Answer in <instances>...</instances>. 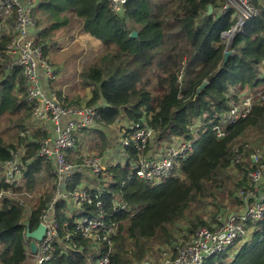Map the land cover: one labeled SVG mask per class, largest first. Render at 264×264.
I'll return each mask as SVG.
<instances>
[{
  "label": "trees",
  "instance_id": "16d2710c",
  "mask_svg": "<svg viewBox=\"0 0 264 264\" xmlns=\"http://www.w3.org/2000/svg\"><path fill=\"white\" fill-rule=\"evenodd\" d=\"M37 1L39 43L45 50L50 36L72 24L102 46L81 73L84 86L92 88L86 105L101 113V128L95 126L101 138L102 127L125 120L121 134L148 124L154 142L171 143L179 136L193 139L194 150L180 162L182 175L162 183L153 185L136 176L138 151L125 150L121 137L118 151L126 160L118 157L99 176L91 177L94 203L102 198L111 214L107 222L119 227L112 264H158L163 252L175 250L181 238H190L199 226L214 227L219 214L253 202L250 195L241 198L237 192L254 187L249 173L258 165L253 155L264 148V98H257L247 117L228 124L224 138H218L213 122L230 111L232 98L264 92L262 0H254L258 13L236 33L229 48L224 33L236 20L234 8H224L227 0H128L120 14L111 10L108 0ZM210 4L214 11L208 14ZM134 30L137 36H132ZM228 49L233 51L225 61ZM6 73L0 67V117L5 123L0 130V264H26L31 242L26 229L40 224L56 183L53 163L36 158L45 135L41 130L31 132L27 141L24 160L29 164L21 184L13 188L6 181L5 167L12 150L22 145L20 133L33 115L23 79ZM204 81L207 85L198 93ZM114 144V138L104 137L95 154L103 157ZM70 159L77 160L75 155ZM43 174L49 186L38 192ZM81 176L77 173L68 189L79 185ZM30 193L36 196L34 204L23 199ZM55 207L61 220L70 221L75 238L56 243L52 258L44 264H86L98 252L75 229L73 218L64 215V211L75 214L67 201L58 199ZM249 233L237 251L216 252L204 264H264V218Z\"/></svg>",
  "mask_w": 264,
  "mask_h": 264
},
{
  "label": "built area",
  "instance_id": "2783aa9c",
  "mask_svg": "<svg viewBox=\"0 0 264 264\" xmlns=\"http://www.w3.org/2000/svg\"><path fill=\"white\" fill-rule=\"evenodd\" d=\"M228 2L238 14L234 31L241 32L248 19L257 14L253 8L254 0ZM108 3L112 11L120 14L127 9L128 0H108ZM37 6V0H0V67L9 76L20 75L26 86L27 100L33 106L34 119L47 121L51 129L50 135L40 142L38 156L43 162L53 163L56 189L51 203L48 208L43 209L40 217L46 226L45 235L36 241L35 252L28 250V259L32 258L35 264H44L52 258L56 243L73 242L75 233L69 230L70 221L61 220L55 207L58 199H65L70 207H74L72 210H75V214L64 212V215L73 218L75 229L90 240L93 249L98 252L90 255L86 264H112L111 254L119 227L115 222H107L111 214L106 210L105 201L101 198L94 203L92 186L79 184L71 190L68 189L77 173L93 180L91 177L99 176L105 169L100 157L84 154L79 146V136L84 129L100 127L98 124L101 113L98 107L68 103L51 91L49 84L57 78V71L51 64L44 45L39 43ZM227 33L228 31L224 36ZM259 97L264 98L263 91L257 94L243 93L232 98L230 111L217 122H213V130L218 138L226 137L228 124L247 117ZM20 136L24 141L17 149L12 150L13 157L8 161L4 172L6 181L13 188L21 184L23 173L29 164L24 160L29 151L26 129L22 130ZM121 138L125 150L135 148L138 151L136 176L153 185L162 183L166 178L182 175L180 162L194 150L193 139L181 140L182 136L171 143L154 142V130L148 124L132 133L124 132ZM152 146L157 147L161 155L151 156L148 148ZM73 152L76 161L70 159ZM254 156L258 157L253 155V160ZM256 164L257 167L249 173L254 190L241 189L253 199L246 210L231 213L218 226H199L190 238H181L175 245V250L170 253L172 257L168 258L170 254L165 252L168 259L161 264H204L216 252L227 250L234 253L239 249L241 239L264 218V189L259 196L255 194L264 183L262 156ZM1 198L2 194L0 200ZM87 209L90 210L86 211ZM78 214L83 216L78 217Z\"/></svg>",
  "mask_w": 264,
  "mask_h": 264
},
{
  "label": "rangeland",
  "instance_id": "374dc122",
  "mask_svg": "<svg viewBox=\"0 0 264 264\" xmlns=\"http://www.w3.org/2000/svg\"><path fill=\"white\" fill-rule=\"evenodd\" d=\"M264 2V0H262ZM229 2L228 0L226 1L224 8L226 6V9L232 7L228 5ZM255 13H258V7L255 4L254 7ZM37 11H38V6H37ZM36 11V13H37ZM214 11V9H213ZM212 11V12H213ZM234 19H238V14L236 11H234L233 14ZM38 19V18H37ZM36 19V20H37ZM249 20V19H248ZM130 23V21H129ZM235 23V25H236ZM235 25L231 28V30L228 31V33L224 36L225 42L227 45L231 46L233 45V40L236 36L235 33ZM137 31V30H134ZM51 42H49V45L51 43V46L48 45L47 47V56L57 71V78L54 79L52 82H50L51 86V91L55 92L58 94L62 99L65 100L64 96L66 97L67 101L69 102H81L86 100L92 93V88L91 87H85L84 82L82 81V76L81 73L84 69V67L91 61V59L97 55L101 49L102 46L98 40L92 39V37L86 35L85 33L81 32L78 28H73V24L71 25L70 29L69 26H63L61 31H56L55 35L50 36ZM229 48V47H228ZM232 52V50H230ZM20 75L18 74L17 77ZM89 91V93H88ZM4 116L0 117V130H1V123H2V128L5 127L4 123ZM39 122V120H38ZM127 125L125 123V120H120V124H112L108 126L102 127V132L101 136L98 133L96 137H93L92 139H89L87 137V133L84 134L82 137V140L87 142L89 147H83L82 149H91V155L97 156L95 153L98 151L95 149L97 145L100 142H103V138L106 136H109L111 138H114L115 144V154L116 151L119 150V145H120V137H122L121 134V128L120 125ZM122 125V126H123ZM25 129V128H24ZM23 129V130H24ZM6 135H10L9 129L5 130ZM22 132V131H21ZM112 135V136H111ZM81 136V135H80ZM21 137V136H20ZM185 139L184 137L181 138V140ZM18 140V138H16ZM94 141V142H93ZM96 142L95 145L92 146L93 143ZM189 143V141H184ZM82 142L80 140L79 146L81 148ZM92 146V147H91ZM95 149V150H94ZM114 151V150H113ZM254 155H258V157L254 156V160L258 161L261 158V153L264 154V148L262 147L259 151H256ZM89 153V154H90ZM113 154L107 155L106 158H104V162L111 157H114ZM119 155L120 152H119ZM100 157V156H99ZM115 158V157H114ZM110 161V160H109ZM255 161V163H256ZM86 178V177H84ZM87 179V178H86ZM85 180V179H84ZM84 180H82L84 182ZM37 190L38 192H42L44 188L49 186V180L48 177L43 174L40 175L38 178V183H37ZM261 190L259 192L255 193L257 196H259ZM237 195L242 198L244 196V191L239 190L237 192ZM34 194H29V195H23V199H26L27 201L31 200L34 204L35 198ZM34 199V200H33ZM23 202V200H21ZM251 204V203H250ZM29 205V204H27ZM240 207V205H239ZM82 214H78V217H82ZM246 238L245 240H247ZM242 240L238 244V248L242 245V243L245 241ZM31 241V240H30ZM167 257H163L160 264L163 263L166 260ZM149 263V262H146ZM26 264H35L31 260H28Z\"/></svg>",
  "mask_w": 264,
  "mask_h": 264
},
{
  "label": "crops",
  "instance_id": "0c3cea01",
  "mask_svg": "<svg viewBox=\"0 0 264 264\" xmlns=\"http://www.w3.org/2000/svg\"><path fill=\"white\" fill-rule=\"evenodd\" d=\"M228 47H229V45H228ZM44 86H46V82H44ZM49 87L51 88V86H50V84H49ZM52 89V88H51ZM88 93H89V91H88ZM58 94H60L59 92H58ZM61 95V94H60ZM62 96V95H61ZM91 96V95H90ZM90 96L86 99V100H84V101H81L83 104H86L87 103V101L90 99ZM64 98H65V100H67L66 99V97L64 96ZM69 102V101H68ZM71 103V102H70ZM72 103H74V102H72ZM99 128H101V127H99ZM26 131L28 132V139H26L27 141H30V136L32 137V135H30L31 134V132H35V131H39V130H41V131H43L44 133H45V135L43 136V138L40 140V142L41 141H43L45 138H47L49 135H50V131H51V129L49 128V123L47 122V121H40L39 120V122H38V120L37 119H34V117H33V115H32V117L29 119V121H28V124H26ZM97 131H101V130H99L98 128H95V127H91V128H86V129H84L83 131H82V133H81V142H82V145H81V148H80V150H81V152H83L84 154H89L90 152H91V149L89 148V150H90V152H89V150L88 149H82L83 147H89L88 146V144H87V142H85V141H83L82 140V137L84 136V134L85 133H87V137L89 138V139H92L93 137H96L97 136V134H98V132ZM112 136V135H111ZM23 141H24V139H23ZM94 142V141H93ZM92 142V143H93ZM95 143H93L92 144V146L94 145ZM91 146V147H92ZM38 150H39V148H38ZM114 150V151H113ZM115 152V148H109L107 151H106V154L103 156V157H100L102 160H103V163H104V165H105V168H106V166H107V164L108 163H113L112 162V160H118V157H121L120 155H119V151H116V154L114 153ZM161 151L157 148V147H155V146H152V147H150V149H149V153H150V155L151 156H155V155H161V154H159ZM114 153V157H111V158H108L105 162H104V158H106L107 157V155H109V154H113ZM91 154V153H90ZM121 154V153H120ZM71 155H75V153L73 152ZM36 158H38L42 163H46V162H43L42 160H41V158L38 156V151H37V154H36ZM110 160V161H109ZM119 160H123V161H125L126 160V156L125 157H121ZM85 179V180H84ZM80 180H81V185L82 186H92V180L90 179V178H84V176H81V178H80ZM82 180H84V182L82 181ZM262 189H264V183L263 184H261L260 186H259V189H258V191L259 190H262ZM250 190H254V187H252ZM250 202H251V199L250 200H248L247 201V203H245V205H243V207L241 208V209H239V210H237V211H233V210H229V211H227L226 213H224V214H219V216L217 217V220L215 221V222H213V224H212V226H214V225H216L215 223H219V222H221L222 220H226L227 218H228V216L231 214V213H237V212H240V211H242V210H246V208H247V206L250 204ZM29 207H31V206H35V205H28ZM32 208V207H31ZM74 207H71V209H73ZM64 212H68V211H64ZM63 212V213H64ZM250 235H251V233H248L247 235H245L242 239H241V241L242 240H245L246 238H250ZM247 239V240H248ZM240 241V242H241ZM173 251V250H172ZM172 251L170 252V253H172ZM167 253V252H166ZM166 253L165 252H163V257L165 256V257H167V255H166ZM170 253H168V254H170ZM169 257H172V255L170 254L169 256H168V258ZM167 258V259H168ZM28 260H31L32 262H33V260H32V258H30V259H28ZM28 260L26 261V263L28 262ZM150 264V263H149Z\"/></svg>",
  "mask_w": 264,
  "mask_h": 264
},
{
  "label": "water",
  "instance_id": "95a60500",
  "mask_svg": "<svg viewBox=\"0 0 264 264\" xmlns=\"http://www.w3.org/2000/svg\"><path fill=\"white\" fill-rule=\"evenodd\" d=\"M212 11H213V6L210 4L209 5V9H208V14H211ZM137 34H138L137 31H133L132 32V36H137ZM231 53L232 52L229 49L225 52V55H224L225 61L227 60V58L229 57V55ZM206 85H207V81H204L202 83V85L198 88V93ZM45 231H46V226H45V224L43 222H41L38 225V227L36 229H34V230H31L29 227H27L26 236L31 239L30 249H31L32 252H35L37 250V242L36 241H39V240H41L44 237ZM146 264H149V263H146Z\"/></svg>",
  "mask_w": 264,
  "mask_h": 264
}]
</instances>
